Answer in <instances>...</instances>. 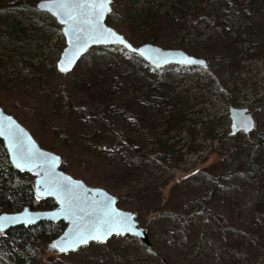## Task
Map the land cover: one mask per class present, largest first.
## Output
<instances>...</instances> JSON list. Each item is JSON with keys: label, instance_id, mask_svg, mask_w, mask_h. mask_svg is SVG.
<instances>
[{"label": "rangeland", "instance_id": "1", "mask_svg": "<svg viewBox=\"0 0 264 264\" xmlns=\"http://www.w3.org/2000/svg\"><path fill=\"white\" fill-rule=\"evenodd\" d=\"M41 1L0 0V106L64 172L136 213L152 247L114 237L58 255L46 245L40 264H264V152L249 165L264 136V0H114L106 23L132 45L207 57L210 70L155 73L123 48L98 47L68 74L57 70L62 26ZM232 107L252 114V133L232 135ZM206 191L228 223L181 214Z\"/></svg>", "mask_w": 264, "mask_h": 264}, {"label": "water", "instance_id": "2", "mask_svg": "<svg viewBox=\"0 0 264 264\" xmlns=\"http://www.w3.org/2000/svg\"><path fill=\"white\" fill-rule=\"evenodd\" d=\"M113 1L110 0V3L106 4L104 8L99 9V12L102 13L99 18V31L116 33V36L107 38L104 35H97L96 16L87 8H75L72 12L73 19L70 20L64 10L58 7V0H43L37 4V9L40 12L50 14L58 25L62 26L66 47L57 62L58 72L71 73L92 48L98 47L123 48L140 57L155 70H162L169 66L207 68V59L191 56L182 50L164 49L153 44H143L137 47L132 45L124 35L106 23L108 15L112 11ZM70 2L81 4L84 0H70ZM77 37H79V41H77ZM116 37L122 38L123 43ZM230 118L232 120V135L239 133L249 135L255 130L256 121L248 109L232 107ZM0 139L13 169L34 178L33 195L35 199L38 201L53 200L56 205L50 210H34L30 206H25L18 212L1 213L0 235L2 237L17 227L30 228L41 223H64L66 228L63 233L47 244V254L67 255L77 252L91 243L106 244L114 237L136 238L148 248L152 247L149 230L140 226L136 213L120 209L118 198L106 190L89 187L82 180H77L64 172L62 170L63 158L53 151L42 148L31 132L1 106ZM17 140L20 142L19 145ZM20 147L34 154L31 162L24 163L19 160L18 148ZM60 186H67L70 192L64 193L60 190ZM69 203L74 214L65 210ZM107 213L111 215L107 216ZM106 219L114 223V231L111 234L105 231L102 241L89 239L87 243L83 244L76 242L74 249L71 247L72 243L76 241L77 225L82 231L90 230L93 225H101V230L104 231L107 227L104 225ZM53 245H57V247H53ZM60 247H66L68 250L60 251Z\"/></svg>", "mask_w": 264, "mask_h": 264}, {"label": "trees", "instance_id": "3", "mask_svg": "<svg viewBox=\"0 0 264 264\" xmlns=\"http://www.w3.org/2000/svg\"><path fill=\"white\" fill-rule=\"evenodd\" d=\"M224 52H226V49L223 46L217 51L219 54ZM227 54L231 57L229 60L234 61L236 59L234 52L228 51ZM249 54L252 57L258 55L259 47L249 48ZM205 59L208 61V66L205 69L208 71L212 61L207 57ZM154 71L158 73L160 70ZM215 79L220 82V79ZM260 152H264L263 133H258L250 154L249 165L252 168H255V158ZM222 155L218 154L220 160ZM156 157L167 166L170 164V160L159 151L156 153ZM65 165L63 163L62 168ZM215 179L217 180V178ZM33 180L34 178L31 175L21 174L13 169L4 144L0 139V214L18 212L25 206H30L34 210H50L56 207L53 200L38 201L35 199ZM207 198L209 199L208 191L205 192L204 196L186 200L181 208V214L185 219H190L210 211L219 222L228 223L209 208ZM65 228L64 223H41L35 227L11 229L5 237L0 235V264H40L39 255H41L42 247L60 236Z\"/></svg>", "mask_w": 264, "mask_h": 264}, {"label": "snow or ice", "instance_id": "4", "mask_svg": "<svg viewBox=\"0 0 264 264\" xmlns=\"http://www.w3.org/2000/svg\"><path fill=\"white\" fill-rule=\"evenodd\" d=\"M110 3V0H84L81 4H72L70 0H58V7L62 10H64L65 15L68 16V18L71 20L73 19L72 12L75 8H87L89 9L95 16H96V27H97V35H104L105 38L108 36H116L115 32H108L103 33L99 31V18L102 15L101 12H99V9H102L105 7L106 4ZM117 39L121 40V43H123L122 38L116 37ZM77 41H79V37H77ZM19 141L17 140V144L19 145ZM18 158L20 161L24 163H29L34 158V154L25 151L22 149V147L18 148ZM19 166V165H18ZM60 190L64 193H69L70 189L67 188V186H60ZM70 214H74L71 204L69 203V206L65 209ZM107 216H110V213L106 214ZM104 225H107V227L104 229V231L101 230V225H93L92 228L88 231H82L80 229V226L77 225L76 229V241H74L71 245V247L74 249L76 242L79 243H87L89 239L102 241L104 238L105 231L108 234H111L112 231H114V223L112 221H109L106 219L104 221ZM121 227H123L121 225ZM53 247H57V245H53ZM68 249L66 247H60V251H67Z\"/></svg>", "mask_w": 264, "mask_h": 264}]
</instances>
